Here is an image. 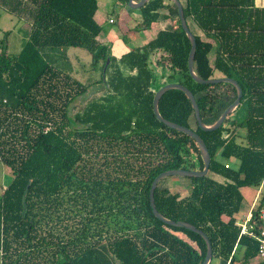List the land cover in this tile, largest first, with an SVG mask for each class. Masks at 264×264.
I'll return each instance as SVG.
<instances>
[{
	"label": "trees",
	"instance_id": "obj_1",
	"mask_svg": "<svg viewBox=\"0 0 264 264\" xmlns=\"http://www.w3.org/2000/svg\"><path fill=\"white\" fill-rule=\"evenodd\" d=\"M180 1L187 22L218 44L213 61L214 45L196 36L197 75L235 79L243 96L236 115L214 131L200 128L184 92L162 96L161 115L201 136L211 164L204 177L172 176L189 182L185 194L162 188L169 177L163 179L155 203L164 217L204 231L213 258L236 264L238 250H244V261L258 256V241L240 236L237 216L242 188L264 183V73L251 66L253 53L243 42L248 25L250 33L264 28L257 23L260 11L254 0ZM0 2L30 27L17 55H8L0 43V164L12 174L8 185H0V264H103L95 252L103 244L115 264H203L204 239L164 224L150 205L158 175L204 168L197 142L154 114V97L163 86L156 84L152 59L171 69L167 84L180 83L193 92L207 126L215 124L237 93L227 83L192 79L191 43L177 7L170 0H151L139 9L138 32L157 23L159 12L170 7L177 10L176 27L116 59L111 47L99 41L104 28L95 18L98 0ZM230 39L235 41L231 51ZM263 40H256L257 50H263ZM70 47L102 62L100 80L84 84L47 57ZM80 100L83 106L72 113ZM263 208L264 195L252 221Z\"/></svg>",
	"mask_w": 264,
	"mask_h": 264
},
{
	"label": "rangeland",
	"instance_id": "obj_2",
	"mask_svg": "<svg viewBox=\"0 0 264 264\" xmlns=\"http://www.w3.org/2000/svg\"><path fill=\"white\" fill-rule=\"evenodd\" d=\"M122 11L125 14H135L138 10L131 9L128 4L121 0H99L97 19L104 28L102 37L107 35V32L110 30L116 31L119 29V27L123 28V26L125 27V25H127H124L121 21L122 17L124 20V13ZM119 14L122 15L119 19L120 21H118ZM109 16H113L117 22L115 24H110ZM135 23V20H130V24H128L126 28L130 29L131 32L133 31L132 33L137 34V25H135ZM29 32L30 30L27 29L26 22L21 18L15 17L13 14H11L0 2V43L3 42L2 46L5 48V51L8 55H17L22 50L23 46L28 41ZM124 34H126V32ZM126 37L130 38L129 34L126 35ZM47 57H49L50 62L60 70L71 73L73 68V76H75L82 83H93L101 79L102 62H94L91 54L84 49L74 47L61 50L56 49L51 51V53L49 52ZM169 74H171V71L167 69L164 74L166 80L169 79ZM155 80L158 86H162L164 84L162 83L163 79L161 76H158V74L155 75ZM92 95L95 96L96 94ZM86 101H89V99ZM82 106L83 102L80 100L73 106L72 113L80 110ZM243 111L244 110L241 109L239 112V117L243 116ZM233 115H236V112L233 113ZM192 122L194 123V120H192ZM173 178L174 177H169V180L162 182L161 187H169L172 189V191L178 190L181 191L182 194H185L187 189H189V182L183 179L176 180ZM11 180L12 174L9 168L0 164V185H8ZM251 188L253 190L257 189L256 187ZM261 192L263 194H261L260 200L262 195H264V183ZM218 261L219 260L217 258H213L212 264H218ZM241 264H264V261L259 256H257L244 261Z\"/></svg>",
	"mask_w": 264,
	"mask_h": 264
},
{
	"label": "crops",
	"instance_id": "obj_3",
	"mask_svg": "<svg viewBox=\"0 0 264 264\" xmlns=\"http://www.w3.org/2000/svg\"><path fill=\"white\" fill-rule=\"evenodd\" d=\"M165 3H168V2H165ZM254 4H255V6H254L255 9H258L260 11L259 13H256L257 14V23L259 24L260 28H264V0H254ZM98 11H99V0H98L97 13H98ZM136 12L137 13H135V14H133V13H126L125 14L123 12L124 13V20L122 17V19H121L122 23L124 25L125 24L128 25V24H130V20H135L136 21L135 25L138 26V24L141 23L142 18H141L140 11L138 10ZM97 13H96L95 18H96L97 22L101 25V23L97 19ZM159 13H160L159 21L157 23L152 24L149 29L141 30L137 34L132 33L133 31L132 32L129 31V32H126V34H124L125 32L123 31V28L119 27V29L116 31L110 30L109 32H107V35H105L103 37H102V35H103V33H102L99 37V41L106 44V45H109L111 47L112 55L116 59H120L124 54L129 52L131 49L142 47L145 44H147L149 41L154 39L157 36L159 31H161V30L172 31L176 27L177 23H176L175 19H176V15H177V10L175 9V7H170L169 9L161 10ZM121 16H122L121 14L118 15V17H119V18L117 17L118 21H120L119 19ZM15 17H17V16H15ZM111 19H114L113 16H109V23L110 24H115L117 22V20L114 19V22L111 23L110 22ZM22 20H24V19H22ZM24 21L26 22L27 29L30 30L29 24L27 23L26 20H24ZM126 22H128V23H126ZM127 25H125V27ZM188 25L190 27V30L194 33L195 36H200L203 40L211 42L214 45L213 54L211 56L212 60L214 61L216 58V50H217V46H218L217 41H215L213 38L206 37L205 34L195 24H193V22L189 21ZM250 31H251V29H250V26L248 25L246 27V29H244V39H243L244 47L247 49L250 46L251 52L253 53L252 55H250V58H249V60H250L249 62L251 64V66L253 68L257 67V69H260V71L262 73H264V44L261 46L263 48V50H257L256 49V43H257L256 40L264 39V31L258 32V33L257 32L256 33L255 32L250 33ZM234 33H236V32H234ZM128 34H129L130 38L126 37V35H128ZM234 35H236V34H234ZM233 40H235V39L233 38ZM233 40L230 39L227 43V45H229L228 49H230V51L232 48H234V45H235V41H233ZM263 43H264V40H263ZM257 53H259V54H257ZM101 69H102V66H101ZM167 69L171 71V69L168 66L157 65L156 64V58L152 59V70H153L155 75L158 74V76H161V78L163 79L162 83H164V84L162 86L166 85L167 81H168V79L166 80L165 76H164L165 71ZM73 71H74V69L72 68V72H71L72 76H73ZM73 77L76 78L75 76H73ZM220 77H221L220 74L217 75V78H220ZM84 84H89V83H84ZM232 97H233V95L231 94V96L229 98L231 99ZM262 189H263V184L259 188H257L256 190L255 189L253 190L251 187L242 188V194L244 197V201L242 203L240 213L237 216V218H238L237 223L239 225L242 224L243 222H245L246 219H248V217L250 215H253V210L261 203L260 197H261V194H263L261 192ZM187 191H188V189H187ZM95 252L97 253L100 261L103 264H115L113 257L111 255L108 247L105 244L97 247L95 249ZM243 252H244L243 249L241 251L238 250V252L236 254V258H237L236 264H241L244 262ZM218 264H229V262L225 261L223 259H220L218 261Z\"/></svg>",
	"mask_w": 264,
	"mask_h": 264
},
{
	"label": "water",
	"instance_id": "obj_4",
	"mask_svg": "<svg viewBox=\"0 0 264 264\" xmlns=\"http://www.w3.org/2000/svg\"><path fill=\"white\" fill-rule=\"evenodd\" d=\"M149 1H151V0H129L128 6L131 9L139 10L142 7H144ZM170 1L177 7L182 29L186 33V35H187V37L191 43V50H190V54H189V58H188V70H189V73H190V76L192 77V79L196 83L206 84V85H216V84H221V83H227V84L232 85L236 89V93H237V97H236L235 101L233 103H231L221 113V115L219 116V118L217 119L215 124H213L211 126H207L204 124V122L202 120L200 108H199V105L197 103V99H196L195 95L193 94V92L190 89H188L183 84L168 83V84L164 85L163 87H161L156 92V95L154 97V102H153L154 114L156 115V117L158 118V120L160 122L164 123L167 127L171 128V129H174L176 131L187 134L188 136L192 137L197 142L199 149H200V152H201V155H202L203 160H204V168L202 171H189V170H183V169H174V170L165 171V172L161 173L160 175H158L154 179V181L151 185V190H150L151 208L153 210L154 215L160 221H162L164 224L169 225V226H173V227L184 228V229H187L189 231H192V232L200 235L204 239V241L206 243V248H207L206 257H205L203 264H211V261L213 258V246H212V242L209 239L208 235L204 231H202L201 229H198L197 227H195L194 225H192L190 223H187L184 221L175 222L173 220H170V219L164 217L157 210V207H156L155 190L157 189L159 183L163 179H165L167 177H172V176L188 177V178L204 177L208 174L210 164H211V156H210L209 150L206 146L205 141L201 138V136H199L194 130H192L188 127L178 125L174 122L166 120L161 115V113L159 111V103H160L162 96L170 90H180V91L184 92L188 96L189 100L191 101V103L193 105L194 112H195V118H196V121H197L198 125L200 126V128L205 130V131H214V130L218 129L219 127H221V125L226 121V119L231 114H233L237 110V108L240 106L241 99L243 96V90L241 88V85L238 83V81H236L235 79H232V78L220 77V78L204 80L197 75V73L195 71V67H194L196 50H197L196 36L190 30V27L188 25V22H187V19L185 16L184 7H183L181 1L180 0H170ZM107 62L109 64L110 59H108Z\"/></svg>",
	"mask_w": 264,
	"mask_h": 264
},
{
	"label": "built area",
	"instance_id": "obj_5",
	"mask_svg": "<svg viewBox=\"0 0 264 264\" xmlns=\"http://www.w3.org/2000/svg\"><path fill=\"white\" fill-rule=\"evenodd\" d=\"M110 22L113 23L114 20L111 19ZM226 167L229 166L226 165ZM252 216L250 215L245 222L240 224V236L251 235L258 241V256L264 261V208L260 211L256 221H252Z\"/></svg>",
	"mask_w": 264,
	"mask_h": 264
}]
</instances>
